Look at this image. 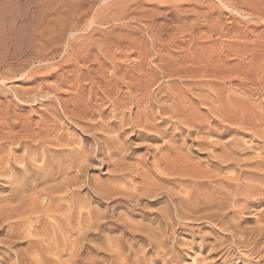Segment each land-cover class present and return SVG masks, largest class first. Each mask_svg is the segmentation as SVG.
Returning a JSON list of instances; mask_svg holds the SVG:
<instances>
[{
    "label": "bare ground",
    "instance_id": "6f19581e",
    "mask_svg": "<svg viewBox=\"0 0 264 264\" xmlns=\"http://www.w3.org/2000/svg\"><path fill=\"white\" fill-rule=\"evenodd\" d=\"M107 1L0 0V49L12 53L0 56L1 263L182 264L178 235L195 245L192 226L207 224L205 262L230 243L262 264L264 35L222 21L225 9L264 22L257 7L217 0L205 14L211 0H189L191 54L135 58L96 29ZM28 105L38 121L16 112ZM103 169L105 180L91 174ZM250 208L259 225L240 229Z\"/></svg>",
    "mask_w": 264,
    "mask_h": 264
},
{
    "label": "rangeland",
    "instance_id": "374dc122",
    "mask_svg": "<svg viewBox=\"0 0 264 264\" xmlns=\"http://www.w3.org/2000/svg\"><path fill=\"white\" fill-rule=\"evenodd\" d=\"M126 1L127 0H108L104 5H105V7H107V6L111 7V9L108 11L109 13L106 14V15L110 14V16H107V17H109L110 21L108 20V22L104 23L103 25H97L96 26V29L99 30L98 32L103 35V37L106 41L110 38L109 40L115 41L118 43L119 46H121V53H122L121 56H133L135 58H136V56H173L175 58L177 56V58H180L181 56H186V53L190 52L189 51L190 44H189V38H188L189 36H188V32H186V30L189 27L186 28V26L188 24L184 18V16H186V15L188 16V14L190 15L189 11L191 10L190 9L191 7H189V0H181V1L180 0H151V1L150 0H147V1L143 0V1H141L142 4H140L141 7H140V5L137 6V8H139V9H137L133 3H128L129 4L127 6L128 15L126 16L127 18L125 16H121L124 13H119V8H118L119 5L127 4ZM213 1L216 3H214ZM227 1H230V0H227ZM249 1H250L249 2L250 4H253L257 7L258 10H256V14H259L260 16H262L261 18L264 19V0H249ZM218 4L220 5V3L217 0L209 1L208 2L209 7L207 9H202V10L200 9L201 13H205V14L207 13L208 14V13H210L209 11H211L213 9V7L220 9L218 7L219 6ZM142 6H144V7H142ZM241 7H242V9L244 8L242 4H241ZM140 8H142V9H140ZM114 11L115 12L118 11V13H116V15H115ZM225 11L226 10L224 9V11H223L224 18L222 16V18H223L222 21L225 25L227 24L229 26L230 25L229 23H231V22H238V23H236V25L239 28L241 27L242 31H246V27L251 25L250 28L254 27L253 29L254 30L256 29V31H255L256 35H258V36L264 35V22H262V20H259V22H258L257 21L258 19H256V18L250 17L251 18L250 19L249 17L246 18V16H240L237 13H233L234 11L233 12L230 10H227V12H225ZM258 11H259V13H258ZM99 15L100 14L97 13V16H99ZM103 15L104 14H102L101 16H103ZM191 15H193V14H191ZM92 17H94V16H92ZM230 17L232 18V21H231ZM234 19H236V20H234ZM237 19H238V21H237ZM252 19L254 21H252ZM113 20H115V21L112 22ZM190 21H193V19H190ZM255 25L257 27H255ZM202 29H201L202 32L207 33L208 36H211L209 41L211 40L212 42H217V39L220 38L219 37L220 34H217L218 31L216 29H212V30H209V29L207 30V28L206 29L202 28ZM225 30H226V28H225ZM211 33H212V35H211ZM215 33H216V35H215ZM100 34L95 35L94 38L100 39L101 38ZM79 35L83 36L85 34L83 32L82 33L80 32L75 37L79 38L80 37ZM218 41H219V39H218ZM220 41H223V42L225 41V43L227 41V43H228L230 40L228 38L227 39L221 38ZM133 42L135 45L133 44ZM135 42H137V43H135ZM199 43H200V41H199ZM136 44H138V45H136ZM139 44H140V47H139ZM200 44L199 45L197 44L198 46L195 45V47L193 46L194 48L192 49V52H195V51L197 52L200 47L202 48V45H200ZM187 45L189 48L187 47ZM112 47H113V50L115 51V53L119 55V50L116 48V45H112ZM197 47H199V48H197ZM194 49H196V50H194ZM93 50L94 49L91 50L92 51L91 53H93V55L89 54V56H94V55L99 56V55H97L98 54L97 50H95L96 53H94L95 51H93ZM4 52H5V54H4ZM197 53L198 54H196L195 56H199L200 54L203 56L206 55L205 52L202 53L200 50ZM189 54H191V52L188 53L187 55L189 56ZM10 55L12 56L11 52L8 53V51H6V49H0V56H10ZM13 56H14V52H13ZM62 58H58L59 60L57 59L56 62H54V65L55 66L61 65L64 62ZM230 58H232V59H230ZM230 58H229L230 59L229 61H230L231 65H234L235 63L238 62V60L236 58L233 59L232 56ZM59 62H62V63H59ZM37 65H38V67L36 65L34 66L35 69L39 68V66H40L39 64H37ZM130 65L131 66L128 69H130L129 71H133L134 67H132V66H134L135 63L133 65L132 64H130ZM175 82L178 84V85L176 84V87L178 86L177 88L183 87L181 85L182 80H178V81L175 80ZM20 84L21 83H18L15 85H19L21 87H26L25 85L23 86V84H21V85ZM179 84L181 85L180 87H179ZM262 103H263L262 105L264 107V98L262 100ZM30 106H31V108H29ZM30 106L28 105L25 108L22 107V109H19V108H15V109L17 110L16 112H19V114L21 113L20 115L23 114L22 116H25L28 114L27 116H30L33 121H36V120L38 121V118H39L38 114H34V111H30V110L35 109V111H36V109L38 110V108H40V107L38 106L36 108V106H34L35 108L34 107L32 108V105H30ZM27 109H29V111ZM30 112H31V114H30ZM205 113H206V111H205ZM67 135L69 138H71V137L74 138L76 136L75 138L78 139L80 137V132L76 129H69V130H67ZM228 137H230V136H228ZM225 140H226V138L224 139V141ZM245 140H246V138H245ZM134 141L135 142H133V144L137 142V144L139 143L141 145V142H139V140H134ZM134 145H133V148L136 149L137 146L136 145L134 146ZM144 151L140 152V154L145 153ZM135 161L136 160H132L131 162L135 163ZM105 171H107V170L103 169V170H101V172L96 171V172H91V174L93 176L100 177L101 179L105 180L107 178L104 175L106 173ZM261 208H250V211H251V214L249 211L250 216H248V213H247L248 211H245V213L242 215V220H244V221L239 220L241 227L243 224H244L243 227H245V228L248 227V229L250 227L252 229L257 227V226H255V224H257L256 222L258 219V213L257 212L259 209L260 210L264 209V208H262V209ZM244 216H246V217H244ZM257 225H259V224H257ZM192 227L194 228V232L192 234L195 237V241H196L195 245L190 244V242L192 241L193 238L189 237L190 235H187L189 232L184 231L178 235V238L183 240L186 244L182 248V250L185 254V260L182 264H211L210 261L212 260V258H211V260H209L210 263L208 261H206V262L204 261V259L205 260L209 259L207 255L210 254V252H209L210 249L208 250V248H210L209 247L210 244L214 243V239L212 237V232H211L212 229H211L210 225L209 226L207 224L200 225V226L193 225ZM243 227L240 229H243ZM246 229H243V230H246ZM225 234L226 233H223V232L221 233L220 231L219 232L216 231V235L223 236L224 238L225 237L227 238V236H225ZM206 235H211V237L206 238ZM201 237H205V239H202ZM2 238H4V237L2 236L0 239H2ZM262 242L264 243V240ZM262 242H260V247L262 246L264 248V245H261ZM229 245L231 246L230 243L224 245L223 250H222L223 254L219 255L222 257H219V258L216 257L217 259L213 258L212 264H256V263H259V257H257V256L256 257L252 256L253 257L252 259H250L251 257L248 258L249 263L243 262L241 259H239L238 255H235V256H237L236 258L232 257L233 256L232 253L235 252L236 250L234 249L233 245L231 247L227 248V246H229ZM187 248H188V250H186ZM226 249H227V251H226ZM228 249H230V250H228ZM233 250H235V251H233ZM207 252H208V254H207ZM237 253L239 254V256H243L244 253H246V252L243 253V252L237 251ZM223 255H226L227 257L223 256ZM228 256H229V258H228ZM254 258H257V259L254 260ZM249 260L251 261V263ZM255 261H256V263H254ZM0 264H2L1 261H0ZM262 264H264V262H262Z\"/></svg>",
    "mask_w": 264,
    "mask_h": 264
}]
</instances>
